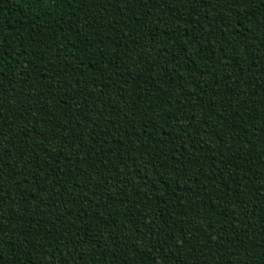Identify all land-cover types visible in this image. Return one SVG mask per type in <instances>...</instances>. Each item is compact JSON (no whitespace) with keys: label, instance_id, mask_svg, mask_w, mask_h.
<instances>
[{"label":"trees","instance_id":"trees-1","mask_svg":"<svg viewBox=\"0 0 264 264\" xmlns=\"http://www.w3.org/2000/svg\"><path fill=\"white\" fill-rule=\"evenodd\" d=\"M0 264H264V0H0Z\"/></svg>","mask_w":264,"mask_h":264}]
</instances>
